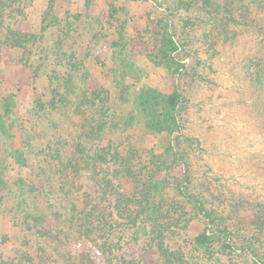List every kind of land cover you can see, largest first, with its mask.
<instances>
[{
	"label": "rangeland",
	"instance_id": "374dc122",
	"mask_svg": "<svg viewBox=\"0 0 264 264\" xmlns=\"http://www.w3.org/2000/svg\"><path fill=\"white\" fill-rule=\"evenodd\" d=\"M11 1L0 264H264V0ZM151 180L154 234L116 211Z\"/></svg>",
	"mask_w": 264,
	"mask_h": 264
},
{
	"label": "trees",
	"instance_id": "16d2710c",
	"mask_svg": "<svg viewBox=\"0 0 264 264\" xmlns=\"http://www.w3.org/2000/svg\"><path fill=\"white\" fill-rule=\"evenodd\" d=\"M13 8V2L11 0H0V27L1 24L3 23V20L5 21L7 16L5 15L6 11H11ZM4 13V16H3ZM99 95H97V97L94 98H98ZM180 99V94L178 92V90H174L172 95L170 96V100H174L175 102L178 103ZM92 101V99H91ZM101 101V100H100ZM92 101V105H93ZM62 145V144H60ZM83 147H81L80 145H78V150L77 153L75 155L78 156V160L84 161L85 157H84V153H86L87 155L90 154L91 151L90 149H81ZM80 149V150H79ZM57 153V159H60L61 161V157H62V149L59 147L58 144V149L55 150ZM80 151V152H79ZM98 153V152H97ZM97 153H95V157L96 159L104 164H109V161L107 160V156H105L104 154L100 153V155H97ZM64 154V153H63ZM131 152H129V155L131 156ZM64 157H66L64 155ZM155 157V156H154ZM118 158V157H117ZM130 163V159L131 157H126ZM159 158V157H158ZM157 158V159H158ZM162 158V157H160ZM111 159H113V162H117L118 160L115 157H112ZM155 159V158H154ZM71 160L72 159H68ZM89 161H91L89 159ZM92 161H94V159H92ZM119 162V161H118ZM123 162V160H120V163ZM162 163H164V161H161ZM87 167H89V163H85ZM122 164V163H121ZM128 163L124 164L126 167L123 168V172L125 175H130V170L128 169ZM122 166V165H121ZM106 185V183H105ZM160 188V182L155 181V180H151V181H146L145 184L142 185V187L136 189V191L134 193H132L131 195L128 196H122L121 194H117V196L119 197L117 200V205H116V211H118V213H120V215L124 216L126 215L127 217H134L135 220L141 218L143 221L150 223L151 226V231L153 234L154 232H162V229L165 227V222L164 224H162V226L160 225V220L158 219L159 217H157V214L160 213L159 212V208H157V206H155V198H157V196H159V194L161 193V191H157ZM156 190V193H159L157 196L154 195V193H152L151 190ZM182 189H185L182 187ZM152 193V195H151ZM182 195H184V197L186 198V200L189 203H192L194 205H199V203L193 199V197L188 194L187 191H182ZM138 209L136 212L134 211V208ZM134 211V212H133ZM108 217H112V214H108ZM102 218H106V216H104V214L102 213V215L100 216H93L92 213L89 215L87 214L84 218V222L81 226V228L85 231V233L88 234H92V227L94 225H96L95 223L99 222H103ZM38 223V220H36V224ZM104 223V222H103ZM159 235V234H158ZM161 236V235H160ZM163 236V235H162ZM103 247V253L106 255L108 254V247L104 244H102ZM159 251H163L161 247H158Z\"/></svg>",
	"mask_w": 264,
	"mask_h": 264
}]
</instances>
